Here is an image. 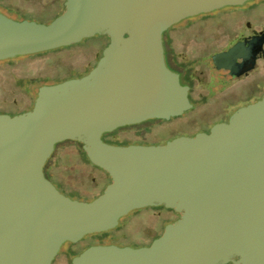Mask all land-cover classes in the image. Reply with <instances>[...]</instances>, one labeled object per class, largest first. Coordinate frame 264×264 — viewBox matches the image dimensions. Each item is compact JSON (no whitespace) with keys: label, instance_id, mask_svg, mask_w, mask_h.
I'll return each instance as SVG.
<instances>
[{"label":"water","instance_id":"obj_1","mask_svg":"<svg viewBox=\"0 0 264 264\" xmlns=\"http://www.w3.org/2000/svg\"><path fill=\"white\" fill-rule=\"evenodd\" d=\"M248 1L64 0L49 24L0 14V61L108 38L86 75L40 86L30 111L0 114V264H51L63 243L159 206L179 217L149 246H92L71 264H264V97L208 133L163 145L101 138L188 111V87L167 64L163 33ZM234 51L215 54L213 63L231 61ZM63 142H77L108 175L95 199L73 200L45 177Z\"/></svg>","mask_w":264,"mask_h":264},{"label":"rangeland","instance_id":"obj_2","mask_svg":"<svg viewBox=\"0 0 264 264\" xmlns=\"http://www.w3.org/2000/svg\"><path fill=\"white\" fill-rule=\"evenodd\" d=\"M62 1L0 0V14L15 21L49 24L63 12ZM263 8L264 3L256 7L247 6L241 11L243 14H249ZM234 14L235 11L229 9L213 17L201 19L200 16L193 21H182L167 30L166 33L171 38L174 36L175 47L181 52L184 61L192 57L196 60L201 59L204 63V66H194L195 78L206 82L211 76L216 75L207 67V62L210 63L208 56L215 53L219 43L214 41L213 37L222 30L217 31L216 28L205 26L213 27L221 15H225L229 20L233 19L238 13ZM185 25L189 28L184 29ZM104 44L100 36L96 35L83 39L75 45L46 51L47 55L38 58L24 59L25 56H22L11 64H7L6 60L0 61V114L15 116L32 109L39 86L31 85V82L46 80L47 82L42 85L44 86L83 76L99 58ZM166 47L164 43L165 53ZM225 96L232 95L230 92L219 95V97ZM218 104L219 100H209L200 105L194 113L186 111L178 117H172L149 127L125 126L117 129L118 133L112 137L113 141H104L115 146L163 145L179 136H189L206 130L208 128L206 123L210 124L213 118L218 116L211 115ZM57 157L60 159L59 162H53ZM49 159L46 169L51 170L47 172L44 168L46 178L61 194L73 200L86 201L71 195L74 193L93 200V197L99 196L108 185V178H102L98 172L85 165L70 142L55 146ZM176 217L175 212L160 206L134 210L119 219L118 227L121 229L118 231L112 229L103 233L88 234L76 243H63L51 264H71L73 257L92 246L116 245L131 248L146 246L163 233L166 225L177 220ZM104 233H107V236H104Z\"/></svg>","mask_w":264,"mask_h":264},{"label":"flooded vegetation","instance_id":"obj_3","mask_svg":"<svg viewBox=\"0 0 264 264\" xmlns=\"http://www.w3.org/2000/svg\"><path fill=\"white\" fill-rule=\"evenodd\" d=\"M262 3L264 0H251L240 6L223 7L201 15V19L213 17L229 9L234 10L235 14L238 13L230 20L225 15H221L213 27L205 26L211 29L216 28L217 31L222 30L220 34L213 37L214 41L219 43H217L215 53L208 56L210 63L207 62V67L216 75L211 76L206 82L195 78L193 73L194 66H204L201 59L196 60L189 57L184 61L181 52L175 47L174 36L171 38L166 33L167 31L163 33L162 43L163 47L164 43L167 46L165 53L167 62L179 74L181 84L188 87V100L191 105L188 112L194 113L200 105L202 106L209 100H219V104L211 114L212 116L218 115L217 118L214 117L210 124L206 123L208 126L206 130L189 136L208 133L214 124L227 123L229 117L237 109L253 104L264 97V8L249 14H243L241 11L247 6L256 7ZM188 28V26L184 27V29ZM232 48H235V51L231 61L221 62L218 66L213 63L212 57L215 54L227 52ZM229 92L232 96L219 97ZM178 217L179 214L176 218Z\"/></svg>","mask_w":264,"mask_h":264},{"label":"trees","instance_id":"obj_4","mask_svg":"<svg viewBox=\"0 0 264 264\" xmlns=\"http://www.w3.org/2000/svg\"><path fill=\"white\" fill-rule=\"evenodd\" d=\"M62 2H64V0L62 1ZM100 38L102 39V43H104L105 42V44L103 45V47H102V50H103V48L107 45V43H108V38L106 37V36H100ZM45 55H47V52H42V53H38V54H33V55H28V56H25V57H23L24 59H33V58H38V57H41V56H45ZM100 56H101V54H100ZM100 56H99V58H100ZM17 58H20V57H16V58H13V59H8V60H6V63L7 64H11V63H13L14 62V60L15 59H17ZM98 58V59H99ZM98 59L96 60V62L93 64V66L84 74V75H86L95 65H96V63H97V61H98ZM83 75V76H84ZM80 77H82V76H80ZM80 77H78V78H80ZM45 82H47L46 80H43V81H34V82H31V85H37V86H42ZM58 83H60V82H58ZM25 92L27 91L26 89L24 90ZM138 126H141V125H138ZM117 133H118V130H115V131H113L112 133H107V134H103L102 135V140L104 141V140H106V141H113V139H112V137H114V136H116L117 135ZM105 142V141H104ZM71 144H72V146L74 147V149L76 150V153L78 154V157H79V159L85 164V165H87V166H89V167H91L93 170H95L96 172H98L100 175H101V177L102 178H108V184L110 183V179H109V177H108V175L104 172V171H102L101 169H99V168H97V167H95V166H93L89 161H88V159H87V157H86V155H85V153H84V151L81 149V146L77 143V142H70ZM62 144V143H61ZM60 145V144H59ZM58 146V145H57ZM80 146V147H79ZM55 159H57V160H53V162H55V163H58L59 162V157H57V158H55ZM49 161H50V159H49ZM47 163H48V161H47ZM47 163H46V165H47ZM46 165H45V170L47 171V172H49L51 169L50 168H47L46 169ZM45 175V174H44ZM46 177V176H45ZM103 192V191H102ZM68 194H71V193H69V192H67ZM71 195H73L74 197H77V198H80V199H85L86 201L85 202H87V200H90L91 201V199L92 198H90V199H88V198H86V197H81L78 193H74V194H71ZM98 197V196H97ZM94 199H95V197H93ZM119 229H121V227H116V228H114L113 229V231H118ZM110 232H112V231H110ZM105 235L104 236H107V233H104ZM160 236V235H159ZM158 236V237H159ZM157 238V237H156ZM146 246H149V244L148 245H146Z\"/></svg>","mask_w":264,"mask_h":264}]
</instances>
